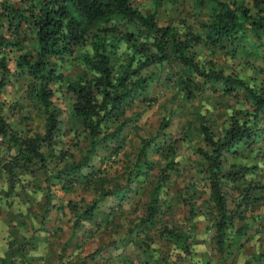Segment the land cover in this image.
I'll list each match as a JSON object with an SVG mask.
<instances>
[{"label": "rangeland", "instance_id": "374dc122", "mask_svg": "<svg viewBox=\"0 0 264 264\" xmlns=\"http://www.w3.org/2000/svg\"><path fill=\"white\" fill-rule=\"evenodd\" d=\"M213 1L165 0L155 5L152 0H131V4L142 15H152L159 25L169 24L181 33L198 36L190 52L203 69L211 67L208 61H212L214 69L237 75L264 93V33L248 29L233 50L227 42H223L226 48L207 44L199 22L211 17L216 6ZM220 1L244 5L252 15L258 5L264 15L260 0ZM32 2L0 0V119L16 138L44 132V119L32 90L34 80L15 64L19 55L33 53V33L16 19L9 23L10 8L22 11ZM107 24L101 22L89 32ZM112 24V33H120L115 46L106 48L112 72L133 70L126 76L131 91L116 119L98 122L97 134L91 138L89 125L85 127L73 113L67 85L90 75L82 60L90 48V34H86L68 51L47 58L50 105L58 112L53 141L41 147L48 171L44 173L38 164L26 169L15 160L3 164L13 148L6 145L11 144L8 134L0 136V200L6 208L16 209L34 231L54 229L62 261L69 256L80 261L98 250L110 257V264H195L206 258L210 264H242L253 252L264 253V115H258V119L262 116L260 130H255L253 139L237 144L234 154L220 159L221 171L239 165L252 168L236 182L220 180L229 214L225 227L229 246L223 257L218 253L210 256L217 211L209 199L207 163L201 156L208 146L200 127L206 126L214 139L220 138L230 115L236 110L250 113L253 108L240 96L221 94L216 82L193 77L188 86L180 84L173 63L139 68V56H129L125 36L132 26ZM142 29L140 26L139 32ZM118 124L121 128L112 136ZM142 142L147 143L145 153L133 165ZM83 157L88 158L86 166L68 169ZM9 164L12 174L5 169ZM65 170L73 181L66 189L62 188ZM153 191L161 212L143 226L138 219ZM247 195L248 202L243 200ZM71 204L79 212L91 206V216H81L73 227ZM39 212L43 214L40 224ZM243 225L242 233L238 229Z\"/></svg>", "mask_w": 264, "mask_h": 264}, {"label": "trees", "instance_id": "16d2710c", "mask_svg": "<svg viewBox=\"0 0 264 264\" xmlns=\"http://www.w3.org/2000/svg\"><path fill=\"white\" fill-rule=\"evenodd\" d=\"M152 1L155 5H158L165 0ZM197 1L202 2V0ZM213 2L216 6L212 8L211 17L206 21L199 22L204 42L207 44L225 47L223 42H227V44L232 45L233 50L239 47L248 29L264 33L263 10L258 5H255L257 13L252 15L250 9L244 5L234 4L230 6L227 2L220 0H214ZM260 2L264 4V0H260ZM9 11L11 12L9 23L16 19L18 25L20 23L25 25L33 33L35 41L33 53L19 55V59L15 64L34 80L32 90L42 112L44 132L42 135L16 138L14 134L8 133L6 125L0 119V136L8 134L7 138L11 144L9 145L7 142L6 145L9 149L13 148V153L8 155V159L3 164L15 160V164L20 167L30 169L38 164V168L44 173L48 171L41 147L43 143L48 145L53 141L58 122V112L54 106L50 105L51 93L48 87L50 78L45 68L47 58L68 51L72 45L77 44L86 34H90V48L82 54V60L90 75L84 80L73 81L67 85L68 90L72 93L73 102L71 106L73 113L85 123V127L89 125L91 138L97 134L98 122L111 118L116 119L124 97L131 91V85L126 84V76L133 73V70L124 71V74L117 75L112 72L111 59L106 52V48H113L120 39L119 31L115 34L111 31L115 27L112 21L116 27L119 22L128 25V27L132 26L131 31H127L125 36H127L130 44L129 56H139V68L164 61L173 63L178 68V82L180 84L183 83V85L188 86L191 84L193 77H199L206 82L218 83L221 94L240 96L242 100L249 103L253 108L252 111L243 113V111L236 110L235 114L230 115L229 122L220 138L214 139L206 126L202 125L200 127L203 141L208 146L207 150L201 151V156L207 163L210 187L209 199L217 211L214 249L210 250L212 254L209 255L213 256V253H218L221 257L226 255L229 245L225 244V227L229 214L226 213L225 198L221 188L222 181L220 180L225 178L228 181L236 182L248 173L252 166L239 165L225 171H221L218 167L223 155L234 154L233 148L237 144L252 140L256 134L255 130L256 132L260 130L259 124L262 116L258 119V115H264V93L255 90L252 85L237 75L226 74L221 70L214 69L212 61H208V65L211 67L203 69L190 52L193 42L198 41V36L193 35L191 32L181 33L179 29L169 24L159 25L152 15H142L133 7L131 0H33L22 11L17 8H10ZM101 22L108 24L89 32L90 28ZM140 26L143 29L139 32ZM164 124L166 125V123ZM120 128L121 124H118L111 131L112 136H115ZM146 145L145 142L141 143L133 165H137L140 157L144 155ZM87 161L88 158L83 157L75 164L70 165L68 169L73 170L86 166ZM10 167V164L5 165L6 172L12 174ZM67 170H65L66 180L62 183L64 189L73 182L68 177L69 172ZM12 185L13 183L10 186ZM260 196L262 197V195ZM243 198L246 202L250 200L248 195L243 196ZM69 207L72 208L75 216L72 220L73 227L79 223L81 216H91V206L80 212L77 211L75 204H71ZM45 209L47 210V208ZM144 211L138 219L143 226L152 220L157 213L161 212L155 191L150 193ZM42 216V212H39L36 217L39 221L38 224L42 221ZM245 228L246 226L243 225L238 231L243 233ZM40 230L36 229L35 231ZM53 233L54 229H52L50 237L56 242V235ZM26 244V247L18 250L19 262L27 260V250L30 243ZM56 245L58 244L56 243ZM112 245L114 246L112 248L117 247L113 241ZM56 251L58 261L61 264H85L86 261L97 264L93 260L96 258L99 262L110 260L108 255L103 256L101 255L102 251L99 254L97 250L91 253L88 258L80 261H76L73 256H69L70 259L67 258L62 261L57 246ZM194 261L196 260H191V262ZM198 261L200 263L195 264H210L208 258ZM260 262L264 264V253L257 254V252H253L244 259L242 264H259ZM125 263L127 264L126 261ZM221 263L223 264V262ZM108 264H110V261Z\"/></svg>", "mask_w": 264, "mask_h": 264}, {"label": "crops", "instance_id": "0c3cea01", "mask_svg": "<svg viewBox=\"0 0 264 264\" xmlns=\"http://www.w3.org/2000/svg\"><path fill=\"white\" fill-rule=\"evenodd\" d=\"M4 204L0 200V264H61L50 229L34 231L16 209L9 210ZM26 243H30L27 260L19 262L18 250Z\"/></svg>", "mask_w": 264, "mask_h": 264}]
</instances>
